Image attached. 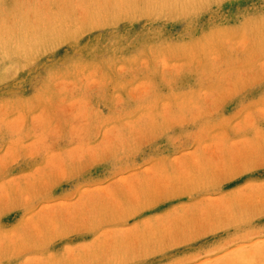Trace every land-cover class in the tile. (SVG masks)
Returning a JSON list of instances; mask_svg holds the SVG:
<instances>
[{
	"label": "rangeland",
	"instance_id": "374dc122",
	"mask_svg": "<svg viewBox=\"0 0 264 264\" xmlns=\"http://www.w3.org/2000/svg\"><path fill=\"white\" fill-rule=\"evenodd\" d=\"M0 264H264V0H0Z\"/></svg>",
	"mask_w": 264,
	"mask_h": 264
}]
</instances>
